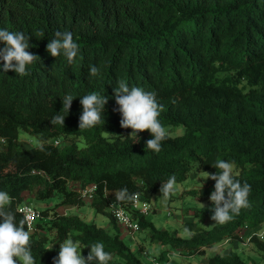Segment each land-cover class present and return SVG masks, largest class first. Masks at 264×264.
Wrapping results in <instances>:
<instances>
[{"label":"trees","instance_id":"obj_1","mask_svg":"<svg viewBox=\"0 0 264 264\" xmlns=\"http://www.w3.org/2000/svg\"><path fill=\"white\" fill-rule=\"evenodd\" d=\"M0 29L29 35L28 51L40 57L24 77L5 73L0 59V190L14 198L17 223L27 194L36 193L42 202L60 197L54 207L38 209L41 218L31 234L36 264H54L67 238L85 247V257L86 246L102 242L112 255L108 264H147L125 242L109 211L118 203L114 193L127 187L151 201L171 175L177 183L187 181L194 163L196 172L216 173L217 158L234 163V178L251 185V207L226 224L206 230L187 222L189 236L178 237L137 217L131 202L120 205L153 241L188 257L241 239L246 226L264 228V0H0ZM56 31H70L79 45L71 64L46 50ZM90 66L99 69L96 76ZM121 80L156 92L161 124L183 130L167 132L159 153L146 148L150 132L128 137L132 129L120 126L114 89ZM92 92L108 99L106 122L79 130L80 97ZM68 94L74 100L69 114L62 113L64 127L52 125ZM21 131L41 145L23 149ZM214 184L210 179L201 189L198 197L209 206L196 218L211 217ZM91 185L97 191L86 201L78 187ZM87 202L110 218L113 233L81 215L59 212ZM251 243L260 258L231 250L207 264H264V240L254 234Z\"/></svg>","mask_w":264,"mask_h":264},{"label":"clouds","instance_id":"obj_2","mask_svg":"<svg viewBox=\"0 0 264 264\" xmlns=\"http://www.w3.org/2000/svg\"><path fill=\"white\" fill-rule=\"evenodd\" d=\"M40 35L43 36V33L41 32ZM30 38L23 32L0 29V42L5 45L0 49V59L4 62L3 71L5 73L14 71L21 77L27 76L29 75L28 66L38 59L40 60L38 55L28 51L33 46L29 43ZM46 50L52 57L63 54L71 64L77 57L80 48L70 31H56L54 38L47 43ZM89 71L92 76L99 73L96 66H90ZM114 92L115 103L118 105L115 110L121 115L120 126L132 129L128 137L138 138V133L150 132L152 138L145 142L146 148L154 153H159L162 150V141L167 138V131L158 119L163 111V105L158 103L156 92L145 91L141 87H129L123 80L119 81ZM73 100L74 96L71 94L62 98L60 112L50 120L52 125L64 127L65 117L69 114ZM107 103V97L98 92L80 97L82 113L79 117V130L105 124L104 112ZM212 166L217 169V172L213 174L202 171L201 179L215 181L214 191L209 197L212 203L210 219L223 225L238 216L242 209L251 207L249 201L251 185L247 182L242 184L234 178V163L232 162L217 158ZM176 186L177 178L173 174L162 183L159 189L161 197L167 201L175 194ZM114 194L115 202L119 204L137 203L140 195L129 192L127 187L117 190ZM13 200L14 198L7 191L0 190V218H2V222H0V264H36L31 251L32 222L36 213L30 208H25L23 218L17 223V211L12 210ZM201 205L203 208L205 207V205ZM116 215L123 218L122 210L118 209ZM25 225L27 230H25ZM86 247H90V251L85 257L82 255V250L85 247H81L79 242L72 238L65 239L60 244L58 256L54 257V264H108L112 259L111 253L105 251L102 242H96Z\"/></svg>","mask_w":264,"mask_h":264},{"label":"rangeland","instance_id":"obj_3","mask_svg":"<svg viewBox=\"0 0 264 264\" xmlns=\"http://www.w3.org/2000/svg\"><path fill=\"white\" fill-rule=\"evenodd\" d=\"M166 131L173 135H180L183 130L179 128H168ZM70 143V142H67ZM65 143V144H67ZM20 144L23 149H29L33 147H38L41 145V141L37 137H33L28 133L20 132ZM64 144V145H65ZM83 146V143L80 144ZM197 164L194 163V168L190 174L187 181L182 183H177L176 192L167 201H165L161 194L155 195L151 202V214L147 219L154 222V224L164 230H170L173 235L178 237H188L190 230L185 226L187 222H194L196 229H206L209 230L215 225H218L210 219V217L196 218L195 214L199 212L200 209L209 206L207 200H200L198 197L200 195L201 189L210 180H203L202 171L196 172ZM213 173L211 171H205ZM203 187H202V185ZM202 187V188H201ZM37 194H29L27 197L28 202H32L33 206L37 209H42L45 207H54L58 202L60 197H54L49 201L42 202L36 199ZM204 207V208H205ZM111 211V208L109 209ZM59 212L62 215L73 216L81 215L86 222L95 223L104 229H110L111 221L108 216L102 213H97L91 208L90 202H87L82 207H62L59 208ZM187 229V231H186ZM264 228L252 231L248 228H244L241 232V239L234 241H224L212 248L207 249L205 255H195L192 257L183 256L178 252L173 253L172 261L174 264H207L210 257L216 254H227L231 250L238 251L243 256H251L254 258H260V254L254 249V245L251 243V239L254 234L261 233ZM51 238L53 234L50 232ZM146 237L147 239H145ZM125 242L132 247V249L139 253L142 260L151 264L150 260L146 258L139 249L149 251L150 255L153 256V252L156 253V248L151 241V237L148 232L142 231L135 235V240L131 236H126L124 238ZM141 240V241H140ZM143 242L146 248H142L138 242ZM153 251V252H152Z\"/></svg>","mask_w":264,"mask_h":264},{"label":"built area","instance_id":"obj_4","mask_svg":"<svg viewBox=\"0 0 264 264\" xmlns=\"http://www.w3.org/2000/svg\"><path fill=\"white\" fill-rule=\"evenodd\" d=\"M56 145H59V141H55ZM78 191H80L82 197L86 201L94 200V194L97 191V187L95 185L88 186L86 188L78 187ZM151 201L146 200L143 196L139 195V201L137 203L130 204V209L137 217H145L151 214ZM147 205V207H145ZM25 208H30L36 215L33 218L32 227L33 231L35 232V224L41 218L40 211L35 208L32 202H26L22 204L19 208V211L23 214ZM120 209L123 212V218H120L116 215V211ZM111 212L113 214L114 219L116 220L117 224L122 228V230L126 233V236H131L135 240V235L143 231L142 226L140 225L139 221L133 215L132 212L127 210L124 206L114 203L111 207ZM246 228H248L246 226ZM261 240H264V230L261 233L256 234ZM142 254L148 258L151 264H164L159 258L151 256L149 251L141 250Z\"/></svg>","mask_w":264,"mask_h":264},{"label":"crops","instance_id":"obj_5","mask_svg":"<svg viewBox=\"0 0 264 264\" xmlns=\"http://www.w3.org/2000/svg\"><path fill=\"white\" fill-rule=\"evenodd\" d=\"M27 197H28V194L26 195V197H25V201H24V203H26V202H28V200H27ZM23 203V204H24ZM68 207V206H67ZM111 221V220H110ZM117 226H118V228H119V230H120V233H121V235H122V237H123V239L124 238H126V233L122 230V228L117 224ZM110 229L108 230V229H106V230H108L109 232H111V233H113V230H114V224L112 223V221H111V225H110V227H109ZM147 232V231H146ZM149 234V236H150V233H148ZM151 237V236H150ZM145 239H147L146 237H144ZM141 241V240H140ZM138 242L139 243V245L142 247V248H146L145 246H144V244H143V242ZM151 241L153 242V245L155 246V248H156V253H154L153 251V256L154 257H157V258H159V260H161L164 264H174V262L172 261V255H173V253H175V251L174 250H171L169 247H167V246H164V245H162V244H160L158 241H153L152 239H151Z\"/></svg>","mask_w":264,"mask_h":264}]
</instances>
